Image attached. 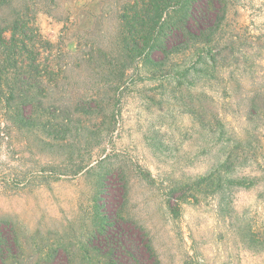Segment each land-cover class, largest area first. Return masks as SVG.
<instances>
[{
  "label": "rangeland",
  "instance_id": "1",
  "mask_svg": "<svg viewBox=\"0 0 264 264\" xmlns=\"http://www.w3.org/2000/svg\"><path fill=\"white\" fill-rule=\"evenodd\" d=\"M73 1L38 18L40 91L0 104V264H108L95 238L117 215L160 264H264V0L134 55V0Z\"/></svg>",
  "mask_w": 264,
  "mask_h": 264
},
{
  "label": "trees",
  "instance_id": "2",
  "mask_svg": "<svg viewBox=\"0 0 264 264\" xmlns=\"http://www.w3.org/2000/svg\"><path fill=\"white\" fill-rule=\"evenodd\" d=\"M73 2L0 0V104L6 113L13 102L27 107L30 89L39 92L42 88V70L37 66L38 45L43 41L39 16L48 15L58 22L68 20ZM223 12V0H134L123 8L122 42L133 55L169 50L218 27ZM27 55L36 58L30 70L25 67ZM116 217L119 219L105 217V225L95 238V248L108 264H126L127 259L135 264H146L151 259L152 264H160L145 235L133 251L128 245L132 233L120 225L124 219ZM2 258L3 262L7 259Z\"/></svg>",
  "mask_w": 264,
  "mask_h": 264
}]
</instances>
